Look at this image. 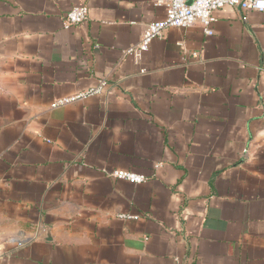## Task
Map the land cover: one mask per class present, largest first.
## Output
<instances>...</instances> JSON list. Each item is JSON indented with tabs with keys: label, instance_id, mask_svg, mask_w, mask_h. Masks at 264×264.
I'll return each mask as SVG.
<instances>
[{
	"label": "crops",
	"instance_id": "0c3cea01",
	"mask_svg": "<svg viewBox=\"0 0 264 264\" xmlns=\"http://www.w3.org/2000/svg\"><path fill=\"white\" fill-rule=\"evenodd\" d=\"M158 1L0 0V264H264V12Z\"/></svg>",
	"mask_w": 264,
	"mask_h": 264
},
{
	"label": "built area",
	"instance_id": "2783aa9c",
	"mask_svg": "<svg viewBox=\"0 0 264 264\" xmlns=\"http://www.w3.org/2000/svg\"><path fill=\"white\" fill-rule=\"evenodd\" d=\"M165 14L162 20L147 24L140 41L127 49L124 54L140 61L142 55L148 51L150 44L162 39L166 30L170 28H187L199 24L205 36L213 35L212 25L216 21L215 14L226 7L238 8L242 12H264V0H160ZM88 19V9L85 5L72 7L63 17L64 28L76 27L84 24ZM140 73H145L141 70ZM106 83L100 81L95 88L87 89L72 97L54 101L53 108L70 104L87 96L98 95L105 91ZM114 178L139 184L146 180L142 175L127 171H114Z\"/></svg>",
	"mask_w": 264,
	"mask_h": 264
}]
</instances>
